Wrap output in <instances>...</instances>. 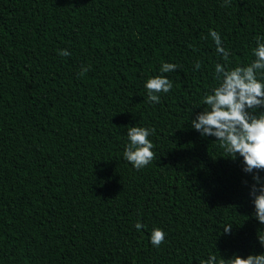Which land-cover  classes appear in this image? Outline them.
I'll use <instances>...</instances> for the list:
<instances>
[{
	"label": "trees",
	"instance_id": "trees-1",
	"mask_svg": "<svg viewBox=\"0 0 264 264\" xmlns=\"http://www.w3.org/2000/svg\"><path fill=\"white\" fill-rule=\"evenodd\" d=\"M258 38L264 0H0V264L264 253L242 158L191 127L218 86L215 65L248 66ZM164 63L178 67L161 73ZM158 75L172 88L149 102ZM131 126L154 129L156 159L140 170L123 156Z\"/></svg>",
	"mask_w": 264,
	"mask_h": 264
},
{
	"label": "clouds",
	"instance_id": "clouds-1",
	"mask_svg": "<svg viewBox=\"0 0 264 264\" xmlns=\"http://www.w3.org/2000/svg\"><path fill=\"white\" fill-rule=\"evenodd\" d=\"M210 36L216 45L217 53L221 54L225 62L228 61L229 52L222 47V41L218 32L210 30ZM257 39V46L253 50L255 59L248 66H237L231 70L227 63L215 65L216 80L218 86L212 89L211 94H205L203 104L206 106L194 120L191 127L201 136L215 137L219 146L224 150L228 159L235 160L237 156L243 160V171L251 174L253 183L249 186V195L254 205V216L260 224H264V177L260 172L264 171V82L257 79V72L264 70V43ZM60 55L69 53L60 50ZM176 64L164 63L161 73H168L177 69ZM201 63L195 64L198 70ZM88 68L81 67V75ZM149 102L159 103L160 93H168L172 88V82L165 75H158L145 82ZM154 129L145 127H128V143L124 149V159L133 168L140 170L156 157L152 151L154 145L148 139ZM137 230L144 225L137 223ZM233 224L223 227L224 234H231ZM165 238L162 229H153L150 242L153 247H159ZM258 241L264 247V236H258ZM201 264H264V253L249 254L246 258L233 255L230 259L217 261L215 254L209 256Z\"/></svg>",
	"mask_w": 264,
	"mask_h": 264
}]
</instances>
